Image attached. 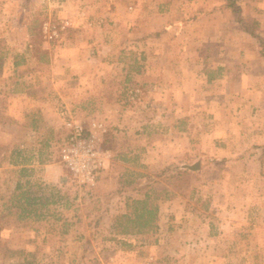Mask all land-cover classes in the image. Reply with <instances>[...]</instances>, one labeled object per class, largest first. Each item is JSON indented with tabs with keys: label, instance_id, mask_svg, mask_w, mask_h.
<instances>
[{
	"label": "rangeland",
	"instance_id": "1",
	"mask_svg": "<svg viewBox=\"0 0 264 264\" xmlns=\"http://www.w3.org/2000/svg\"><path fill=\"white\" fill-rule=\"evenodd\" d=\"M208 1L218 2L0 0V264H264V169L257 178L259 199L250 193L248 201L239 202L234 193L228 198V190L240 194L241 185L251 180L239 172L237 162L216 157L252 146L242 136L255 130V123L229 101L219 107L209 101L201 109L196 97L184 94L171 107L169 96L153 86L172 79L179 86L192 83L188 76L172 77L163 69L189 64L186 47L204 49L201 42H185L184 31L178 39L175 23L195 17ZM246 12L245 19L255 18ZM221 18L230 21L228 14ZM225 30V51L241 49L254 60L259 38L236 34L228 23ZM76 47L79 58H74ZM62 54H68L75 75L57 77ZM21 56L25 60L14 66L13 59ZM58 84L78 90L58 94L53 87ZM210 84L213 99L215 80ZM49 86L51 109L59 119L31 120L25 114L29 95L40 98ZM67 113L108 151L92 184H79L59 161L68 136ZM130 147L143 148L144 155L128 154ZM13 150L29 158V176L19 177L9 162ZM37 150L38 164L33 160ZM206 154L204 169L196 166L198 175L191 179L171 171L153 177L159 188L177 192L160 202L158 230H115L116 215L138 212L133 199L141 198L143 190L134 186L154 184L150 176L171 161L201 166L199 156ZM150 162L155 166L149 167ZM46 164L53 165L56 181L43 179ZM25 178L29 184L22 189L34 199L39 217L32 212L21 219L11 205L19 192L14 190L17 180ZM197 190L206 196L194 199Z\"/></svg>",
	"mask_w": 264,
	"mask_h": 264
},
{
	"label": "crops",
	"instance_id": "2",
	"mask_svg": "<svg viewBox=\"0 0 264 264\" xmlns=\"http://www.w3.org/2000/svg\"><path fill=\"white\" fill-rule=\"evenodd\" d=\"M223 0H218L217 3H213L210 5V2H206V8L204 10H200L197 12L196 16L191 19H185L184 21H177L175 23V28L177 30V38L182 39L179 32H186V40L192 42V44H197L201 42L204 49L198 51L196 49L197 46H189L186 47V52L184 58L189 60V64L183 68H171L169 71L163 69V73L169 74L173 77L175 74L188 76L191 79V84L182 81L181 86L175 84V81L170 80V84L165 83H154V89H158L160 93L165 92L164 98L169 99V105L171 107H176L178 104L173 103V101H177V97H182L184 94H188V98L191 100L196 97V100L200 103L201 109L205 108L206 105L209 104V101H215L217 103V107L223 101H229L230 105H233L235 108H239V113L241 115H249V120H253L252 123H255L253 129H250L252 132L250 134H244L242 139L247 138L248 141H253L252 146L248 147H237L236 154L225 153L221 154V156H216L221 159L225 163L237 162L239 172L245 174L248 177V180H251L248 185L244 182L241 185V193L239 194L235 189L231 188L228 190V198L231 196L239 195V197H235L239 200V202L248 201V194H253L255 199H259L258 189V179L261 178L260 172L264 169V34H261L262 26L264 27V0H246L249 1L250 4L242 3L239 0L241 5V14L245 15L246 11L249 10L251 15L258 22L257 33L259 35V44L260 49L257 52H253L254 60L249 59V52H243L241 49L234 51L233 53L225 51L226 44V24L232 25L233 28L237 31L236 34L239 35H251L246 32L240 23L234 20L232 14L226 10L219 7ZM211 6V7H210ZM216 6V7H215ZM228 14L230 17V21L223 20L221 18L222 15ZM263 30V29H262ZM73 42V41H72ZM77 46V41L73 43ZM258 47V46H256ZM77 48V47H76ZM214 48V50H211ZM240 48V46H239ZM78 52L74 55V58H79L81 56V51L79 48L76 49ZM68 54H62V57L58 58V67L54 70L56 73H59L57 77H66L75 75V70L70 66L68 62L69 56ZM72 56V55H71ZM76 56V57H75ZM223 61L225 63H229L228 68L223 67ZM211 64V67H214L215 70H209L208 67ZM162 71V70H161ZM54 73V72H53ZM52 74V72H51ZM197 77V78H194ZM201 77V78H198ZM196 80V82L194 81ZM201 80V85L198 83ZM215 80V88H214V97L211 99L210 95V87L212 86L210 82ZM206 84H203L205 82ZM221 83V84H220ZM220 84V85H219ZM55 87L56 92L59 94H64V92H72L75 93L78 90V87L69 85H61ZM52 87H45V93L41 95L40 98H32L29 95V105H27L25 114L26 116H30L31 120L34 121H50V119L55 118L59 119L51 109V99H50V91ZM12 91V90H11ZM185 91V92H183ZM176 96V99H174ZM225 104V103H224ZM249 109V112L247 111ZM14 111L10 110L9 113L13 114ZM247 121V118L245 119ZM181 130H185L181 128ZM39 150V149H38ZM33 156V160L38 164L39 151ZM142 151V152H141ZM149 151V150H148ZM232 151V150H230ZM139 155H144V149H134L131 148L128 150V154L134 153ZM238 153V154H237ZM200 155V154H199ZM236 155V156H235ZM196 161L199 162L198 156L195 155ZM201 157V166L195 163V167H200L204 169V163L207 160V154ZM194 161V160H193ZM34 162V161H33ZM34 165V164H32ZM155 166L154 163H149V167ZM46 170L42 174L43 179L47 181H56L58 179V175L56 176V172H51L50 168L53 165L46 164ZM182 168L183 167L180 165ZM196 167V168H197ZM206 167V166H205ZM250 168H253V173H248L251 171ZM189 169V168H187ZM194 171V175H198L195 169H189ZM199 173V172H198ZM244 179V177H243ZM264 183V181L262 182ZM261 183V185H262ZM240 186V185H239ZM200 195L206 196L202 194L200 191L192 196L194 199H200ZM255 201V200H254ZM255 203V202H254ZM161 206V203H160ZM159 208V213H160Z\"/></svg>",
	"mask_w": 264,
	"mask_h": 264
},
{
	"label": "trees",
	"instance_id": "3",
	"mask_svg": "<svg viewBox=\"0 0 264 264\" xmlns=\"http://www.w3.org/2000/svg\"><path fill=\"white\" fill-rule=\"evenodd\" d=\"M216 7V6H215ZM220 8L228 10L235 21L240 23L242 28L253 36L259 38L258 33V22L254 19L247 20L241 14V5L239 0H223L219 5ZM260 40V38H259ZM25 59L23 56L13 59V65H20ZM21 150H13L9 156V162L17 166V172L19 177H27L30 175L32 168L26 166L29 158L22 155ZM174 172L175 176H183L186 179H191L194 177L195 172L187 168L180 167V163L171 161L168 164L157 169L155 174L146 176L151 178L154 184H148L146 186H134L136 190H143V196L138 199H133V203L137 205L138 212L132 215L131 213H123L116 215L114 220V228L117 232L121 234H143L148 232H155L158 230L159 224V208L160 202L168 199H173L176 196V191L169 190L166 187H158L157 180L165 172ZM153 177L157 178L155 180ZM171 183V182H169ZM29 184V179L20 182L17 180L14 190L19 191L12 197L11 205L19 209V217L24 219L28 217L32 212L36 217H39V213H35L36 208H34L35 201L33 198L28 196L26 190L22 187ZM41 206L46 204V201L39 202Z\"/></svg>",
	"mask_w": 264,
	"mask_h": 264
},
{
	"label": "built area",
	"instance_id": "4",
	"mask_svg": "<svg viewBox=\"0 0 264 264\" xmlns=\"http://www.w3.org/2000/svg\"><path fill=\"white\" fill-rule=\"evenodd\" d=\"M64 123L68 136L60 147L59 161L79 184H92L107 160L108 151L97 144L93 134L86 135L80 120L70 113Z\"/></svg>",
	"mask_w": 264,
	"mask_h": 264
},
{
	"label": "water",
	"instance_id": "5",
	"mask_svg": "<svg viewBox=\"0 0 264 264\" xmlns=\"http://www.w3.org/2000/svg\"><path fill=\"white\" fill-rule=\"evenodd\" d=\"M189 169H195V164L186 165Z\"/></svg>",
	"mask_w": 264,
	"mask_h": 264
}]
</instances>
